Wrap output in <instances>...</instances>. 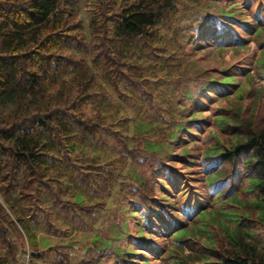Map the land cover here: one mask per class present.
Returning a JSON list of instances; mask_svg holds the SVG:
<instances>
[{"label": "rangeland", "instance_id": "1", "mask_svg": "<svg viewBox=\"0 0 264 264\" xmlns=\"http://www.w3.org/2000/svg\"><path fill=\"white\" fill-rule=\"evenodd\" d=\"M91 3L80 2L75 20L82 21L86 37ZM184 4L159 31L163 42L158 47L165 48L161 54L166 60L159 51L143 53L127 69L128 81L120 79L116 87L101 81L96 98L108 104L105 114H100L103 117L90 105L81 109L79 118L98 115L103 126L83 125L93 134L80 139L85 143L64 162L66 176H60V183L74 181L64 186L72 204H65L67 210H47L54 226L36 230L41 258L32 261L26 252L24 264L176 263L174 233L183 228L192 232L199 211L216 215L228 209L238 212L227 225L232 228L240 221L249 239L264 248V206L258 211L249 209L256 196L246 193L250 188L247 171L204 156L210 147L232 139L233 129H221L217 117H244L256 127L264 126V0ZM225 13L236 16L226 19ZM224 78L229 82L219 85ZM173 124L189 126L192 133L183 131L168 149L146 151L147 141L166 144L165 133ZM215 172L220 173L219 180L209 184L207 177ZM75 192L84 198L82 208L75 204ZM235 194L245 207L228 204ZM143 195L150 200H143ZM147 204L150 210L146 212ZM198 223L206 225L214 248L229 246L217 226L203 217ZM95 239H100L99 245L107 242L110 246L97 250ZM118 251L124 260H118Z\"/></svg>", "mask_w": 264, "mask_h": 264}, {"label": "trees", "instance_id": "2", "mask_svg": "<svg viewBox=\"0 0 264 264\" xmlns=\"http://www.w3.org/2000/svg\"><path fill=\"white\" fill-rule=\"evenodd\" d=\"M81 1L0 0V264H24L26 252L32 261L41 258L36 230L54 226L47 210H67L65 204H72L64 186L72 185L73 179L60 183L68 168L64 162L85 143L80 140L83 136L93 134L84 124L103 126L101 115L108 104L102 98L95 101L101 81L114 87L120 79L128 81L127 69L143 53L159 51L166 60L161 54L165 48L158 47L163 42L159 31L184 3L196 0H92L89 37L83 35L82 21H75ZM233 16L236 13H225L226 19ZM225 81L229 82L224 78L217 83ZM88 105L101 117L79 118ZM215 120L221 129H233L232 139L210 147L205 159L244 168L250 185L246 193L256 196L248 206L258 211L264 206V126L256 127L244 117L234 120L226 115ZM183 131L192 133L189 126L173 124L165 133L166 144L147 141L146 151L153 154L169 148ZM76 170L77 166L72 172ZM219 177L215 172L207 182L215 184ZM73 198L82 208V194L75 192ZM228 201L245 207L237 194ZM144 206L143 210H150V204ZM199 212L192 232L183 228L171 237L176 243L172 264H264V248L249 239L240 221L232 228L227 225L238 211ZM201 217L219 228L229 246L214 248L206 225L198 223ZM199 239L202 246L196 244ZM99 240L95 239L97 250L110 246L97 244ZM41 242L49 248L46 240ZM117 257L124 260L121 251Z\"/></svg>", "mask_w": 264, "mask_h": 264}]
</instances>
